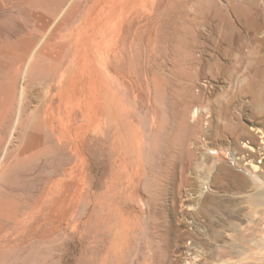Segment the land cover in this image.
<instances>
[{
    "label": "bare ground",
    "instance_id": "6f19581e",
    "mask_svg": "<svg viewBox=\"0 0 264 264\" xmlns=\"http://www.w3.org/2000/svg\"><path fill=\"white\" fill-rule=\"evenodd\" d=\"M12 1L23 24L18 30L22 34L19 41L0 49V264H12L13 260L14 264H23V252L61 240L77 227L81 221L77 217L82 213L86 219L80 224L88 240L83 246L87 251V256L83 252L85 263L120 264L117 256L126 248L135 228L134 222L126 226L124 215L128 197L136 191L137 169L142 164L137 162L138 145L143 130H148V124L144 126L139 120L135 91L143 81V96L148 102L155 97L157 102L152 106L154 116L157 104L167 106L171 83L167 51L170 44L178 50L179 30L185 37L190 28L189 20L184 18L186 13L179 16V9L203 1ZM232 1L208 0L214 24L205 23L210 26H205L207 33L204 32L223 52L235 38L251 39L253 45L239 46L237 52L256 53L259 57L249 77L251 83L260 84L244 92L258 104L264 101V0H252L255 6L249 8H242L241 0L233 1L237 2L234 6ZM3 2L0 0V15L12 14L14 8L7 9ZM179 20L187 23L184 30ZM184 37L181 47L189 48ZM173 39L177 40L172 43ZM222 41L231 46H221ZM203 52L196 61L202 70ZM157 55L162 58L157 61L159 66ZM247 76L243 78L240 73L235 77L236 84H243ZM33 98L39 103L34 108L30 101ZM261 109V120L254 116L257 125L238 127L239 133L234 134L237 138L229 142L234 152L212 147H206L205 152L217 165L219 182L253 177L254 189L251 187L248 198L257 206H264V175H256L264 169V158L261 165L253 161L264 157V105ZM13 114V124L7 126ZM157 117L159 122L164 120ZM190 121L188 118L184 126L190 127ZM203 126L199 128V147H204L207 140L203 135L208 127ZM219 158L229 166L220 167ZM249 159L246 166L251 169L244 166ZM43 163L50 164V169L41 166ZM44 170L47 176L37 180L33 201L23 200V181L41 177ZM73 218L78 222L74 223ZM118 221L121 225L114 230ZM109 235L113 237L108 246ZM110 254L116 258L109 260Z\"/></svg>",
    "mask_w": 264,
    "mask_h": 264
},
{
    "label": "rangeland",
    "instance_id": "374dc122",
    "mask_svg": "<svg viewBox=\"0 0 264 264\" xmlns=\"http://www.w3.org/2000/svg\"><path fill=\"white\" fill-rule=\"evenodd\" d=\"M2 1L7 9L14 8V10H12V14L0 15V49L3 46L6 47L5 44L12 47L19 41L22 34L18 33V30L23 24L22 18L18 16V8L14 7L13 1ZM198 1L200 2V0ZM233 1L234 6V3L237 4V2ZM243 1L241 0L242 8L253 7L256 2ZM201 2L179 9V16L186 13L184 18L189 20L190 28L187 29L185 37L180 35L183 32L179 30V49L176 50L174 44H170L167 51L166 56L169 60H166V68H168L171 77L168 88L169 98L166 103L169 108L167 106L162 108L157 104L158 109L155 107V110L159 114L156 112L157 115L154 116L152 106L157 102L155 97H152V101L148 102L143 96V81L135 91L138 96L137 114L144 126L148 124L147 127L145 126L148 130H143L145 136L142 134L143 139H140L138 145V148L141 147L137 162L138 165L142 164L137 169L139 171L136 177V179L138 178L136 191L130 198L128 197L129 207H126L124 215L127 221L126 226L129 228L134 222L132 227L135 226V228L126 248H124L126 251L123 249L122 253L117 256L118 260L120 259V264H144L146 261L150 264H264V206L253 205L248 198L253 191L251 186L253 177L248 176L249 180L247 181L243 179V181L240 179L233 181L228 178L223 180L224 182H219L217 165L215 167L211 155L205 154L206 147L234 152L235 148L230 143L233 138H237L238 127L245 124V126L257 125L256 122L261 117L260 111L264 101H260L258 104L253 103L251 97H247L244 92L248 89L255 90L260 84L251 83L249 77L250 70L258 64L259 57L256 53L249 54L245 51L246 54H239L237 52L239 46L249 44L251 39H246V42L245 39L235 38L233 41H229L232 46L222 41L221 46L225 43L223 47L226 48L228 44L233 47L229 49L231 47L227 46L228 52L216 49L211 38L206 34V27L214 24V21L210 19L211 9L207 4L208 0H201ZM186 24L179 20V26L183 25V30ZM199 24L201 28L204 24L203 31L200 30ZM199 35L202 37L200 38ZM182 37L186 39L185 45L187 44L189 48L181 47ZM176 40L173 39L172 43ZM204 48L206 50L203 52ZM201 51L205 57L204 71L198 68L196 62ZM162 56L164 57V55ZM161 59L160 57L158 59V55L156 56V66L160 65L158 62ZM240 73L243 78L248 75L247 79L243 84H236L235 77ZM258 80L255 79L257 82ZM36 90L39 91L37 88ZM30 101L33 108L39 104L35 98ZM166 108L168 112H166ZM158 115L160 120L161 118L164 120L159 122ZM256 115L257 119L254 118ZM188 118L193 122L190 121L191 128L184 126ZM13 120L14 114L9 117L7 126H11ZM203 124L205 125L203 127H208L204 129L206 135H203V137L207 136V140L205 139L204 143L201 140L204 147H199V130H201L199 128ZM152 143L153 145H151ZM263 158H255L253 161L254 163L257 161L256 163L261 165L259 162ZM224 161L226 160L219 158L220 167L222 164L229 166V163ZM248 161L250 159L244 163V166ZM43 164L41 166H44L46 170L50 169V164ZM246 167L251 169L250 165ZM233 168L236 169L235 166ZM46 170L41 173V177H36L32 181L29 179L23 181V200L33 201L38 191L36 182L39 178L42 180L47 176ZM237 170L243 172L241 168H237ZM263 172L264 169L259 173L256 172V175L263 176ZM208 173L210 177L206 175ZM242 174L247 176L246 172ZM77 215L75 214V219ZM74 218V223L78 220L82 222L77 223L74 230L69 228L71 230L65 237L62 236L61 240L51 245L39 246L36 248L37 250L23 252V264H88L85 263L86 247H83L88 242L87 232L81 226L83 224H80L86 219V214L78 215V220ZM120 225L121 223L118 221L114 230ZM70 237L71 239H69ZM112 237L113 235H109L107 238L110 240L106 239L108 246ZM122 237H126L124 232ZM82 248L83 250H81ZM115 258L113 254L109 255V260ZM13 262L15 263L14 260L12 264H14Z\"/></svg>",
    "mask_w": 264,
    "mask_h": 264
}]
</instances>
